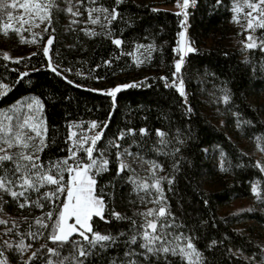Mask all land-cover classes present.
Instances as JSON below:
<instances>
[{
	"label": "trees",
	"instance_id": "16d2710c",
	"mask_svg": "<svg viewBox=\"0 0 264 264\" xmlns=\"http://www.w3.org/2000/svg\"><path fill=\"white\" fill-rule=\"evenodd\" d=\"M85 4L96 6L87 5V0ZM96 4L111 8L114 0H96ZM231 7L232 0H221L219 5L215 4V0H196L188 9V40L198 50L187 54L186 70L183 73L187 105L192 108L190 118L186 117L183 98L175 89L164 88L163 82L152 80L149 82L151 87L122 90L116 95L115 108L112 98L102 92L89 90L108 89L118 83L139 81L144 76L155 78L170 75V65L175 58L171 49L175 47L178 39L180 17L174 15V9L157 8L161 11L152 12L150 9L154 8L153 3L137 0H123L118 9L121 18L112 23L113 35H119L124 41L121 49H116L110 39L102 35L85 36L79 31V28L85 25L81 23L70 26L65 13L54 14L55 38L54 45L50 47V55L60 68L71 69L64 73L68 79L85 87L69 85L46 69L38 74L29 72L23 83H17L18 73L26 71L25 64L29 67H40L42 53L25 60L23 64L4 61L0 54V82L10 86L9 90H6L7 96L0 97V110L7 109L17 99L28 95L41 98L45 105L49 143L55 141L59 145V148L47 150L42 155L45 161L66 155L59 150L65 147L63 141L66 135V120L84 121L85 127L86 122L90 120H108L107 135L99 144L101 148L105 147L118 129L133 127L138 130L145 127L148 134L141 138L145 145L141 155L145 159L157 160L163 164L164 170L160 175L173 174L172 164L182 157L181 174H178L180 179L175 195L167 192L165 182L166 195L169 197L172 211L176 214L177 223L183 222L188 226L178 231L188 235L189 229H192L191 235L198 238L197 247L202 252L207 242L205 233L209 241L230 234L229 240H236L235 244L227 245L233 252L240 245L247 249L242 255L233 257L231 264H248L245 257L253 255L257 258L253 264H258L259 260L264 258V253L258 248L264 246V231L258 227V224L264 225V215L253 212L222 216L219 213L220 206H226L236 198L250 197L251 183L264 185V174L256 168L257 160L236 141L238 138H245L258 140L264 145V102L261 101L264 94V51L260 50L259 44L255 49H247L241 42L244 34L233 28ZM80 11L84 13L81 20H85L87 13L84 8ZM95 30L100 32L99 26H96ZM47 34L50 33L41 37L40 44L46 42ZM254 35L261 37V30L258 29ZM133 41L136 44L154 42L156 46L151 58L140 67H137L132 56L128 55L132 54L136 46ZM117 55H120L119 61H114L110 66L103 65V60ZM97 64L101 66L96 68ZM77 71L81 74L78 75ZM225 88L229 90L227 94L231 97L228 102L222 99L225 94L222 89ZM158 128L167 133L166 139L173 141L178 130L179 139H185L188 129H191V141L175 156L158 154L155 149L162 147L159 144L160 138L155 133ZM177 146L179 145L173 143L164 150L170 152ZM132 151L135 152L136 148L133 147ZM221 151L225 154L227 171L220 170L218 166ZM133 167L137 176L150 180L146 172L149 165L134 164ZM109 171L111 175L104 174L99 180L102 186L108 184L115 176L113 168L110 167ZM107 191L111 192V189ZM201 199L208 200L206 207L197 202ZM181 204L183 208L179 206ZM152 206L147 201L141 204L139 197L131 193V186L121 182L116 186L115 199L108 200L106 212L117 211L133 217L134 212ZM5 214L14 219L22 216L31 218L38 215L39 210L21 211L14 202L9 201L3 206L0 219L4 218ZM135 218L139 221V217ZM253 219H256L258 224L253 222ZM201 220L216 222L217 229L204 227L200 224ZM240 223L242 229L238 228ZM94 227L113 236L129 231L127 220L117 221L114 218H111L109 223L97 220ZM3 228L4 226L0 225V232ZM21 230H27V225H22ZM2 239L7 237H0V240ZM126 240L127 236L121 237L112 248L90 258L89 264H109L113 259L119 264L123 252L128 250ZM204 254L214 260L215 264H222L226 252L222 245L215 251ZM9 258L12 264H16L15 253H11ZM170 259L173 264H181L178 257Z\"/></svg>",
	"mask_w": 264,
	"mask_h": 264
},
{
	"label": "snow or ice",
	"instance_id": "6c2138e0",
	"mask_svg": "<svg viewBox=\"0 0 264 264\" xmlns=\"http://www.w3.org/2000/svg\"><path fill=\"white\" fill-rule=\"evenodd\" d=\"M195 2L196 0H175L177 11L174 15L180 17V31L177 33L176 45L171 49L175 58L170 65V75L155 78L144 76L139 81L118 83L108 89L89 90L102 92L112 98L113 108H115L116 95L122 90L151 87L149 82L152 80L158 83L163 82L164 88L175 89L183 98L186 105V117L190 118L192 108L187 105L183 73L186 70L187 54L198 51L185 39L189 19L188 9ZM63 3L65 7H62L58 0H0V14L6 15V22L0 21V33L7 36L11 31L18 35L20 42L31 43L38 48L37 51L30 52L28 57H13L8 51H4L2 59L23 64L25 60L42 53L40 67H29L25 64L26 71L18 73L17 83H23L29 72L38 74L46 69L69 85L77 88L85 87L68 79L64 73L71 69L60 68L50 55V47L54 45L55 38L54 14H68L70 26L83 23L85 27L79 28V31L85 36L107 37L116 49H121L124 44L119 35H113L112 28L113 21L121 18L118 9L123 0H114L111 8L96 4V0H87V5L95 4L96 6H86L85 0H75L74 5L73 0H63ZM220 3L221 0H215L216 5ZM81 8H84V12L87 13L85 20L80 19L84 15L80 11ZM150 11L159 12L161 9L151 8ZM231 13L232 21L237 24L241 23V13L246 20V24L241 25L247 32L245 47L255 49L259 44L260 50L264 51V0H243L242 4L238 0H232ZM41 24L43 25L41 32L32 31L34 28H39ZM96 26H99L100 32L95 30ZM258 29L261 30L259 38L254 35ZM25 31L31 33L30 40H25L23 35ZM45 33L50 34H47L46 42L40 44L41 36ZM133 44L136 42L133 41ZM155 47L154 42L148 45L136 44V48H144L147 51L148 58H151ZM119 60L120 55H117L103 60L102 63L110 66L114 61ZM134 63L140 67L143 60L134 58ZM100 66L97 64L95 67ZM12 70L16 71V69ZM77 74L81 73L77 71ZM9 88V84L0 82V97H6L8 94L6 90ZM222 91L225 93L222 97L223 101L228 102L231 99L227 94L229 90L225 88ZM44 109L45 105L41 98L32 95L25 99H17L10 105L8 111L12 112V115L0 116V212L9 201L14 202L21 211L39 210V214L31 218L22 216L17 219L8 217L0 219V225L4 226L0 237H7L0 240V264H12L9 258L11 253H15L16 264H89L90 258L112 248L118 239L124 236H127L128 250L123 252L119 264H173L170 257H178L181 264H215V261L210 260L204 252L211 253L222 245L226 252L222 264H231L233 257H238L247 250L240 245L233 252L232 248L227 246L228 243H236L235 239L229 240L230 234L221 239L209 241L205 233L207 242L202 252L197 247L198 238L191 235L192 229H189L188 235L178 231L188 226L183 222L177 223L176 214L172 211L169 197L166 195L165 182L167 192L175 195L180 179L178 174H181L182 157L172 164L173 174L160 175L164 170L163 164L157 160L145 159L141 155L145 147L141 138L148 134V129L145 127H140L138 130L133 127L118 129L105 147L101 148L99 144L107 135L108 120L102 122L90 120L86 122V127L84 121L66 120V135L63 141L65 147L59 149L66 155L45 161L42 155L47 150L59 148V145L55 141L49 143ZM111 115L110 112L109 117ZM155 133L160 138L159 144L162 146L155 151L165 156H175L180 153L182 147L192 138L191 129H188L185 139H179L178 130L174 141L166 139L167 133L159 128L155 130ZM126 141L130 143H125ZM173 143L179 146L173 147L170 152L164 150ZM133 147L136 148L135 152L132 151ZM257 147L264 152V145L258 144ZM224 157L225 154L221 151L218 166L220 170L227 171ZM134 164L149 165L146 172L150 180L137 176ZM110 167L114 169L115 176L108 184L102 186L99 180L104 174L111 175ZM256 168L264 174V163L256 161ZM121 182L131 186V193L139 197L141 204L147 201L153 206L134 212L133 217L122 215L117 211L106 212L108 200L115 199L116 186ZM107 189H111V192ZM250 190L252 194L260 198L261 189L257 182L251 183ZM197 202L205 207L208 205L207 199ZM179 206L183 208L182 204ZM135 217H139V221ZM111 218L117 221L127 220L129 231L113 236L94 227L97 220L109 223ZM200 224L206 228L210 226L212 230L217 229V223L214 221L201 220ZM22 225H27V230H21ZM258 248L261 253H264V246H258ZM245 259L248 264H253L257 260L255 255ZM109 264H116V259ZM258 264H264V258H261Z\"/></svg>",
	"mask_w": 264,
	"mask_h": 264
},
{
	"label": "rangeland",
	"instance_id": "374dc122",
	"mask_svg": "<svg viewBox=\"0 0 264 264\" xmlns=\"http://www.w3.org/2000/svg\"><path fill=\"white\" fill-rule=\"evenodd\" d=\"M137 1H145V2H151L154 4V8H168V9H174L177 11V8L175 7V0H137ZM239 3L242 4L243 0L238 1ZM58 3H61L63 7L66 5L63 3V0L60 1L58 0ZM75 4V0H73V5ZM246 10V9H245ZM66 14V13H65ZM67 16V22L69 23L70 17L68 14ZM81 19V18H80ZM0 21L6 22V15L0 14ZM240 24H237L232 21V25L234 30H237L240 33L244 34V38L241 42L244 43L245 37L247 35V32L244 31L241 27V25L246 24V20L243 16V14H240ZM43 30V25L41 24L39 28H34L32 31L35 32H41ZM23 35L25 37V40H30L31 39V33L28 31L23 32ZM44 35V34H43ZM42 35V36H43ZM41 36V37H42ZM186 41L189 42L188 40V35H187V29H186ZM137 44H143V45H148L149 43L145 42H139ZM37 49V45L31 44V43H22L20 42L18 35L15 33H12L11 31L7 36H5L3 33H0V54H2L4 51H8L11 56L16 57V56H25L29 55L30 52H35ZM135 51H132V59L134 58H139L143 60V64L147 62L150 58H148V53L144 48H136ZM133 49V50H134ZM154 50L151 53V56L153 54ZM142 64V65H143ZM32 96V95H28ZM28 96L23 97L22 99L27 98ZM261 101L264 102V94L261 96ZM13 113L8 111V108L0 112V116L4 115H12ZM237 143L240 145L242 149H244L246 152H248L250 155L255 157V159L258 161H261L264 163V152H261L259 148L257 147L258 144H261L258 140H248L245 138H238L236 139ZM260 187L261 191L259 193L258 198L256 195L252 194L250 197L247 198H236L234 199L230 204L226 206H220L219 207V213L222 216L228 215V214H244V213H253V212H260L261 214L264 215V185L258 184ZM243 210V211H241ZM14 219L12 217H9V215L5 214L3 216ZM243 216H241L242 219ZM254 220V219H253ZM253 222L258 224L257 220L255 219ZM258 227L264 231V225L258 224ZM238 228L242 229V223L238 225Z\"/></svg>",
	"mask_w": 264,
	"mask_h": 264
}]
</instances>
